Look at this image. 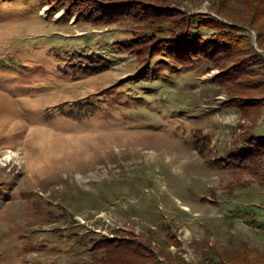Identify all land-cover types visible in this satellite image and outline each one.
Returning a JSON list of instances; mask_svg holds the SVG:
<instances>
[{
  "label": "rangeland",
  "instance_id": "1",
  "mask_svg": "<svg viewBox=\"0 0 264 264\" xmlns=\"http://www.w3.org/2000/svg\"><path fill=\"white\" fill-rule=\"evenodd\" d=\"M55 1L0 0V264H95L102 237L160 262L264 264V93L235 99L213 56L144 65L142 23L112 17L157 0ZM170 4L179 19L210 1Z\"/></svg>",
  "mask_w": 264,
  "mask_h": 264
},
{
  "label": "trees",
  "instance_id": "2",
  "mask_svg": "<svg viewBox=\"0 0 264 264\" xmlns=\"http://www.w3.org/2000/svg\"><path fill=\"white\" fill-rule=\"evenodd\" d=\"M81 1L70 0L69 7L79 5L85 9L86 0H83V4ZM171 1L181 2L157 0L158 4L153 7L140 10L139 6L135 14L127 12L128 15L112 17L117 23L129 18L142 23L138 30L131 33L135 42V56L144 65L158 57L174 64L186 65L196 59L213 56L220 63L218 67L225 71L221 75L222 80L226 83V89L233 91L235 99H246L245 96L256 94L257 91L264 93V76L262 79L256 77L254 67L258 64L251 58L253 54L245 57L243 53L250 49L244 48L246 28L256 32L257 42L264 48V0H209V11L205 14L184 15L179 19L175 15H180L181 11L173 10ZM86 8L92 9V6ZM88 13L91 12L80 18L91 22L93 19ZM126 48L130 49L128 45ZM230 63L237 66L231 68ZM244 78L248 79L245 85L243 82V85H238V81ZM248 82L256 84L252 86ZM254 98L249 99L253 101ZM227 167L233 168V164L230 162ZM91 251L95 264H172L160 262L146 242L135 238H93Z\"/></svg>",
  "mask_w": 264,
  "mask_h": 264
}]
</instances>
